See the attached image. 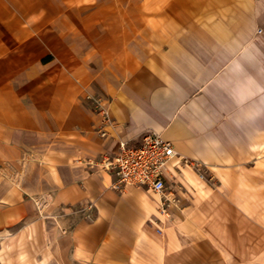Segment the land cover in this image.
I'll return each mask as SVG.
<instances>
[{
    "label": "crops",
    "instance_id": "0c3cea01",
    "mask_svg": "<svg viewBox=\"0 0 264 264\" xmlns=\"http://www.w3.org/2000/svg\"><path fill=\"white\" fill-rule=\"evenodd\" d=\"M0 175V264H264V0H0Z\"/></svg>",
    "mask_w": 264,
    "mask_h": 264
},
{
    "label": "built area",
    "instance_id": "2783aa9c",
    "mask_svg": "<svg viewBox=\"0 0 264 264\" xmlns=\"http://www.w3.org/2000/svg\"><path fill=\"white\" fill-rule=\"evenodd\" d=\"M102 114L107 116L106 111H102ZM176 157L177 153L170 142L161 139L157 133L149 132L142 137L139 145L119 143L112 159H105L101 163L106 171L115 175L114 189L143 188L162 196L168 184V176L171 175L170 162ZM180 161L199 178L203 177L200 164L185 158Z\"/></svg>",
    "mask_w": 264,
    "mask_h": 264
},
{
    "label": "rangeland",
    "instance_id": "374dc122",
    "mask_svg": "<svg viewBox=\"0 0 264 264\" xmlns=\"http://www.w3.org/2000/svg\"><path fill=\"white\" fill-rule=\"evenodd\" d=\"M6 168V169H5ZM3 174H5V177H9V179H11V175H9L10 174V171L7 169V167H4V172H3ZM1 179H3V180H1ZM4 179H6V178H4V177H2L1 175H0V191L6 186L5 184H6V180L4 181ZM9 182H10V180H9ZM6 249V247H5V243H3V245L0 243V254L2 253V252H4V250ZM2 258V256L0 255V261L2 260L1 259ZM6 258L7 257H5V255H4V257H3V260L2 261H5L6 260ZM9 260V259H8Z\"/></svg>",
    "mask_w": 264,
    "mask_h": 264
}]
</instances>
